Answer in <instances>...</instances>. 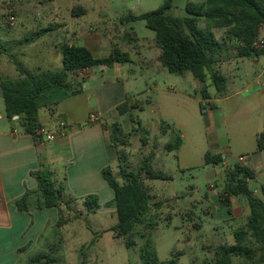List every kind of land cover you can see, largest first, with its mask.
I'll return each mask as SVG.
<instances>
[{"label": "rangeland", "instance_id": "rangeland-1", "mask_svg": "<svg viewBox=\"0 0 264 264\" xmlns=\"http://www.w3.org/2000/svg\"><path fill=\"white\" fill-rule=\"evenodd\" d=\"M165 1L0 0V40L8 48L7 53L0 54V77L16 78L18 76L13 60L20 62L26 70L31 72L62 68L60 45L62 43L79 45L78 42L72 40L73 37L70 35L73 29L78 34L83 31L92 34H111L113 37L117 36L114 39L117 47L131 55L133 63L124 64L123 71L119 74L126 81L133 102L138 101L144 106L143 110L139 108L131 110L134 123L130 119V115L123 116L120 122L124 131L130 136V145L125 149L129 156V162L133 166L138 165L150 153L154 142H157L158 139L163 143L173 139L171 133L170 135L161 134V124L164 121L157 113L153 112L154 103L160 95L157 87L166 90L170 86L175 87L176 93L168 100L167 109L188 114L191 118L195 114L199 119L195 120L193 124L194 136L196 140L203 141L205 139L203 122L206 115H202L196 103L183 94L185 91L192 97L196 96L194 92L196 79L190 72L184 75L171 74L160 63L146 72L143 66L145 58L154 59L161 54V49L156 46L155 33L146 27L144 21L125 20L130 15L139 16L156 10ZM204 1L173 0V7L169 14L185 18L188 16L186 8L189 3H203ZM75 8H78L80 16L73 13ZM12 17L15 18V21H11ZM122 20L124 24L121 23ZM57 24L61 26H56L54 31L45 34L38 41L31 44L25 43L26 38L36 32ZM126 30L130 33L134 32L140 41H131L120 35V32ZM215 33L220 37L222 31L216 30ZM151 45L152 49H149L148 47ZM260 58L262 59L261 64L252 68L250 76L238 73L233 68L229 70L230 72L223 71L230 79L236 77L240 88H244L248 82H252L255 76L262 72L264 55ZM132 69L133 73L130 72ZM239 78H242V81ZM263 84L264 73L261 76L258 89H264ZM207 85L212 97L219 99L211 80L207 81ZM208 112H211L210 109ZM0 114L5 116V103L1 89ZM223 115L226 117L227 113L224 112ZM39 116L42 123L51 120L46 107L40 109ZM138 121L150 132L149 140L151 142L147 147H144L140 140L144 134L136 133L133 130L134 127H138L136 123ZM167 123L173 122L168 121ZM6 124V118L0 119V128ZM227 126L231 129L232 137L230 162L236 163L240 156H245L242 164L245 163L247 166L253 167L247 158L253 156L256 151L254 131L264 130V119L251 116L235 123L230 120ZM207 139H209V135H207ZM224 140V138H220L219 142L226 145ZM156 149L158 154L155 168L173 177L171 181L147 180L152 193L156 196V201L163 202L159 224L150 231L156 244L158 257L160 261L166 262L176 257L174 254L180 252L182 255L179 257L181 259L179 264H209L214 253L208 248L219 244H235L234 231L247 222L244 217L238 218L237 221H228L225 218L227 207L220 202L226 182L225 166L203 165L182 171L179 169L176 152L163 151L161 143H158ZM261 169L264 170V162L261 164ZM261 182V178L258 181H251L250 187L255 188ZM239 198L247 201L244 197ZM108 204L109 202L101 204V209L97 212H88L81 203L71 210L64 208L65 213L63 210L62 218L76 220L69 221L60 228L49 227L44 233V236H51V244L54 245V248L62 250V253L48 255L53 259L52 264L54 261H56L55 264H80L81 248L87 246L94 239H96L95 245L90 249H85L88 256L87 264H143L139 257V248L128 249L122 239L114 238L111 229L118 223V216L115 209L109 207ZM231 213L234 214L233 208ZM168 216L172 218L171 222L168 220ZM184 253L186 254L183 255ZM235 264H239V260H236Z\"/></svg>", "mask_w": 264, "mask_h": 264}, {"label": "trees", "instance_id": "trees-1", "mask_svg": "<svg viewBox=\"0 0 264 264\" xmlns=\"http://www.w3.org/2000/svg\"><path fill=\"white\" fill-rule=\"evenodd\" d=\"M172 7L173 0H166L156 10L139 16L130 15L125 20L144 21L146 27L155 33L156 46L161 49L159 63L171 74L183 75L190 72L202 84V99L209 100L211 108H214L207 81L211 80L219 97L225 95L228 85V79L221 73L218 65L232 58H256L264 55V48L256 46L264 28V0H205L203 3H189L186 8L188 16L185 18L169 14ZM73 13L80 16L78 8ZM121 23L124 24V21ZM56 26L61 25L36 32L26 38L25 43L38 41L45 34L54 31ZM216 30L223 34L218 37ZM5 46L0 40V54L7 53L8 48ZM60 53V69L31 72L20 62L13 60L18 76L0 77L6 119L14 122L22 134L32 135L36 142H39L36 130L44 127L39 118L40 109L46 107L51 114H55L62 101L82 92L83 80L76 77L78 71L93 66L112 67L115 64L132 62L130 53L119 47H114L106 57H95L84 46L62 43ZM135 108L143 110L144 106L128 98L117 107V111L122 116L130 115L134 123L131 110ZM136 123L138 127L133 130L136 133L142 132L144 136L140 140L144 147L149 146V130L139 121ZM109 131V144L117 149L118 171L115 172L108 165L101 174L114 193L108 204L115 209L118 216V223L111 229L114 238L122 239L128 249L139 248V257L143 264H177L182 253L174 254L177 258L160 261L150 233L159 224L163 202L156 201L147 180H173L170 174L155 168L157 145L154 144L150 153L138 165L133 166L125 150L130 145L129 134L119 122L112 123ZM169 131L173 139L163 146V150L168 153L177 152L183 145L182 134L162 122L161 134L166 135ZM257 151H264V131L257 136ZM222 161L220 155L205 156L207 164L219 165ZM31 176L37 181V190L27 189L22 197L13 202L18 211L31 213L55 208L59 212V219L55 224L57 228L76 220L62 218V205L67 204L64 199L66 187L56 183L53 171L42 160L40 168L31 172ZM254 178V170L242 163L227 170L226 182L220 196L221 204L231 214V199L246 197L250 214L246 224L234 231L235 244H219L208 248L214 253L209 264H235L236 260H239V264H264V186L261 196H256L249 186V181ZM83 203L88 212L101 209L100 197L96 194L85 196ZM68 209L71 210L69 206ZM171 219L168 216V220ZM95 242L96 239L81 248L80 264H87L85 249L93 247ZM41 261L52 262L44 254L33 260L37 263Z\"/></svg>", "mask_w": 264, "mask_h": 264}, {"label": "crops", "instance_id": "crops-1", "mask_svg": "<svg viewBox=\"0 0 264 264\" xmlns=\"http://www.w3.org/2000/svg\"><path fill=\"white\" fill-rule=\"evenodd\" d=\"M120 33L131 41H140L134 32L130 33L126 30ZM70 35L74 42L89 49L95 57H106L114 47H117L114 40L117 36L113 37L111 34H92L86 31L78 34L73 29ZM260 38L264 40V29H262ZM231 43L235 44L234 41ZM68 44L73 45V43ZM148 48L152 49V45ZM260 57L232 58L230 61L218 65L221 73L228 79V85L225 95L219 99L213 98L210 94L214 107L210 109L211 112L202 113L201 111L202 84L198 80H195L194 85L195 97L183 91L185 96L196 103L200 113L206 115L203 122L205 131L203 141L196 140L194 136L193 124L195 120L199 119L195 114L191 118L188 114L167 109L168 100L176 93L175 87L170 86L167 90L157 87L160 95L154 103L153 112L157 113L161 120L166 121L165 123L173 122L167 123V125L179 130L183 137V145L176 152L180 170H190L203 165H224L227 173V170L232 167L233 163L230 162L232 137L231 129L227 124L230 120L235 123L251 116L264 119V89H258L264 68L244 88H240L236 77L228 78L223 70L230 72L229 70L233 68L238 73L250 76L252 68L261 64ZM158 63L157 55L154 59L145 58L143 66L148 72V69ZM123 65L88 68V73L82 82V92L62 101L56 108L55 114H51L48 110L51 118L49 122L42 123L40 120L44 126L55 124L60 119L66 120L69 124L67 136L59 138L53 143H43L36 142L32 135L22 134L18 126L7 119V124L0 128V264H52V262L47 263L46 261L37 263L33 260L43 254L48 256L62 253V250L54 248V245L51 244V236H44L47 228H53L57 223L58 210L55 208L40 209L26 213L18 211L13 204L16 199L25 194L27 189L37 190L38 184L31 176V172L40 168V160L53 171L56 183L66 187L64 199L70 208H75L78 203L84 205L83 198L92 194L100 197V204L113 199V190L104 180L101 172L108 165L117 172V149L109 144V128L112 123H120L123 119V116L117 111V107L128 98L133 99L126 81L119 74L123 71ZM130 72L133 73V69ZM239 80L242 81V78ZM156 86L158 85L156 84ZM92 112L99 114L98 120L94 123L89 120V115ZM224 112L227 113L226 117L223 115ZM5 118L0 114L1 120ZM262 131L264 130L254 131L256 145L257 136ZM170 133L171 131L166 135H170ZM207 135H209V139H207ZM220 138L225 139L226 145L219 142ZM158 140L154 142L155 145L161 143L164 146L166 144ZM157 154L158 150H156V156ZM207 154L222 156V163L219 165L207 164L205 162ZM263 156L264 151H257L256 147L253 156L247 158L253 167L244 163L255 172V178L249 181V186L251 181L262 179L259 186L250 187L256 196H261V189L264 186V170L261 169V164L264 162ZM240 157L245 159V156ZM247 201L239 197L232 198L231 207L234 209V214H229L226 211L225 218L228 221H237L242 217L247 219L250 214ZM67 204L62 205V210L68 209ZM49 259L53 260L50 257ZM180 261L181 259L177 264ZM55 263L56 261L53 262V264Z\"/></svg>", "mask_w": 264, "mask_h": 264}, {"label": "built area", "instance_id": "built-area-1", "mask_svg": "<svg viewBox=\"0 0 264 264\" xmlns=\"http://www.w3.org/2000/svg\"><path fill=\"white\" fill-rule=\"evenodd\" d=\"M11 21H15V18L12 17ZM256 46L258 48H264V40L260 38L256 42ZM87 73H88V68L82 69V70L77 72L76 77L83 80V79H85ZM209 109H211L210 101L206 100V99H202L201 100V111H202V113L208 112ZM98 118H99V114H97L95 112H92L89 115V120L91 123L96 122L98 120ZM68 126H69L68 122L66 120L61 119L53 125H46L44 127L37 129L36 130V136H37L39 142L53 143L57 139L67 136ZM243 162H244V157H239L237 159V162L233 163L232 166H234L235 164H241Z\"/></svg>", "mask_w": 264, "mask_h": 264}, {"label": "water", "instance_id": "water-1", "mask_svg": "<svg viewBox=\"0 0 264 264\" xmlns=\"http://www.w3.org/2000/svg\"><path fill=\"white\" fill-rule=\"evenodd\" d=\"M15 118H18V117H15Z\"/></svg>", "mask_w": 264, "mask_h": 264}]
</instances>
